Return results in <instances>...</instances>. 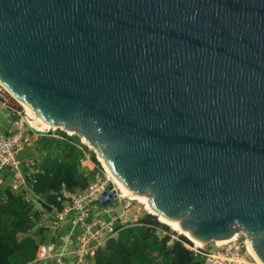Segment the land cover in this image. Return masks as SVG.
<instances>
[{
	"label": "water",
	"instance_id": "1",
	"mask_svg": "<svg viewBox=\"0 0 264 264\" xmlns=\"http://www.w3.org/2000/svg\"><path fill=\"white\" fill-rule=\"evenodd\" d=\"M0 81L191 237L242 232L264 264V0H0Z\"/></svg>",
	"mask_w": 264,
	"mask_h": 264
},
{
	"label": "trees",
	"instance_id": "2",
	"mask_svg": "<svg viewBox=\"0 0 264 264\" xmlns=\"http://www.w3.org/2000/svg\"><path fill=\"white\" fill-rule=\"evenodd\" d=\"M36 150L43 153V165L33 176L32 192L46 196L47 202L60 209L58 201L62 189H83L89 174L81 162L88 154L98 167L94 153L81 144L76 135L56 129L54 133L38 135ZM143 208V207H142ZM147 213V212H146ZM34 214L28 201L8 189H0V264H30L36 256L37 245L31 237ZM169 228L153 215L146 214L133 226L117 227L115 237L95 251V264H202V260L188 251L180 241H171ZM153 254H156L154 256Z\"/></svg>",
	"mask_w": 264,
	"mask_h": 264
},
{
	"label": "built area",
	"instance_id": "3",
	"mask_svg": "<svg viewBox=\"0 0 264 264\" xmlns=\"http://www.w3.org/2000/svg\"><path fill=\"white\" fill-rule=\"evenodd\" d=\"M0 107L14 117L15 127L13 131L0 133V185L8 179L7 189L14 192L19 191L24 184L19 155L31 142V136L54 133L55 129L38 131L32 127L25 118L23 107L1 85ZM99 166L95 165L89 173V181L85 188L62 189L58 197L62 207L55 219L69 221L76 239L74 251L70 255H65L56 253L53 243L39 245L36 252L37 260L51 261L52 264H68L65 257L69 256L73 260L72 264H95V251L116 236L117 227L121 224L120 217L113 214L112 204L104 208L99 207V199L110 188L117 195L115 202L121 203L125 212L129 209V205L125 203L123 197H120L111 177ZM180 242L193 256L200 258L202 264H258L246 252V235L242 232L237 233L234 239L220 245L210 242L197 246L189 240L188 243Z\"/></svg>",
	"mask_w": 264,
	"mask_h": 264
},
{
	"label": "crops",
	"instance_id": "4",
	"mask_svg": "<svg viewBox=\"0 0 264 264\" xmlns=\"http://www.w3.org/2000/svg\"><path fill=\"white\" fill-rule=\"evenodd\" d=\"M13 121L14 117L0 107V133L13 131L15 129ZM36 137V135L31 136V142L19 155L22 174L24 175V184L19 188V191L10 192L17 196H23L32 209V213L34 214V217L32 218L34 227L31 230V237L34 239L37 247L39 245L53 243L56 248V253L70 255L76 246V239L74 238L73 230L70 227L69 221L67 219L64 221L56 220L55 216L61 208L56 209L52 207L47 202L46 196L39 197L32 192L31 183L34 177L33 175L40 170V164H44L42 162L44 154L42 152L39 153L34 144ZM81 165L89 174L94 169L95 164L91 161L89 155L85 154V158L81 162ZM0 189H7V180L0 185ZM60 205L62 207V204ZM131 209L132 207L128 210ZM140 218H142L140 213H134L131 220V226L135 225L136 221ZM65 261L68 264L73 263L72 258L69 256L65 257ZM30 264L52 263L51 261L37 260V257L35 256V259Z\"/></svg>",
	"mask_w": 264,
	"mask_h": 264
},
{
	"label": "bare ground",
	"instance_id": "5",
	"mask_svg": "<svg viewBox=\"0 0 264 264\" xmlns=\"http://www.w3.org/2000/svg\"><path fill=\"white\" fill-rule=\"evenodd\" d=\"M0 85L3 86L7 91H9L5 85H3V83L0 81ZM10 92V91H9ZM11 93V92H10ZM17 101L18 103L23 107L24 110V114L25 117L28 121V123L34 127L36 130L38 131H45V130H53L56 129L54 126L50 125L49 123L45 122L41 117H39V115L33 110L31 109V107H29L28 105H26L25 103H23V101H21V99H19L18 97H16L15 95L11 94ZM69 134H72V132H68ZM89 147L96 153L95 149L93 146L89 145ZM96 157L97 160L99 161L100 165L102 166V168L104 169V171L111 177L112 182L117 190V192L119 193L120 197L123 198H127L131 201H135L138 204H140L143 209L150 215H153L156 217V219H158V221L166 226H169V228H172L176 233L184 236L185 238H187L189 241H191L192 243H194L197 246H203L204 243L194 239L193 237H191V235L188 232L183 231L180 226H179V222L178 221H171L169 219H166L165 217H163L161 214H159L152 206H150L149 204V200L147 197L144 196H138L136 193H133L131 191H129L125 185L118 179L114 178L112 175V170L110 168V166H104V162L103 160L97 155L96 153ZM236 236L232 235L229 239L227 240H218L216 241L217 245L226 243L227 241L234 239ZM246 252L255 260L258 262V264H263V262L257 257V255L255 254L250 242L248 241L247 237H246Z\"/></svg>",
	"mask_w": 264,
	"mask_h": 264
},
{
	"label": "rangeland",
	"instance_id": "6",
	"mask_svg": "<svg viewBox=\"0 0 264 264\" xmlns=\"http://www.w3.org/2000/svg\"><path fill=\"white\" fill-rule=\"evenodd\" d=\"M9 92V91H8ZM10 93V92H9ZM12 94V93H10ZM26 118V117H25ZM56 130V129H55ZM49 131H52V130H49ZM69 135H74V134H69ZM35 136V135H33ZM92 153L93 150L91 148H88ZM95 155V158H96V154L94 153ZM97 161V160H96ZM100 164V163H99ZM95 167V165H94ZM100 169L103 171L101 165L99 166ZM104 172V171H103ZM5 182V181H4ZM3 182V183H4ZM7 183H8V179H7ZM123 200L125 201L126 204L129 205V208L132 207L131 210H128L127 212H124V209L122 207V204L119 203V202H115L114 204H112V209L114 211V214L116 216H119L120 217V226H123V227H126V226H131L132 225V217L134 215V213L138 212L140 213L141 217H144V215L148 214L146 213V211L142 208V206L140 204H138L137 202L135 201H131L127 198H123ZM106 220H109V219H106ZM169 228V226H167ZM169 232H166L165 234H162V233H158V236L159 237H162L163 235H167L169 237V239L171 241H174L176 239H179L182 235L176 233L172 228H169ZM184 237V236H182ZM187 239V238H186Z\"/></svg>",
	"mask_w": 264,
	"mask_h": 264
}]
</instances>
